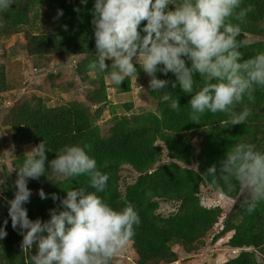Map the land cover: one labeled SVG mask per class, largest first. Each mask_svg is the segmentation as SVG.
Instances as JSON below:
<instances>
[{
    "label": "trees",
    "instance_id": "trees-1",
    "mask_svg": "<svg viewBox=\"0 0 264 264\" xmlns=\"http://www.w3.org/2000/svg\"><path fill=\"white\" fill-rule=\"evenodd\" d=\"M249 5L253 11L241 25L239 39L253 35L256 41L245 40L246 46L240 49L243 59L264 53V43L258 39L264 36V0H244L243 6ZM93 7L94 0H88L86 5L82 0H15L12 8L0 13V23L4 25L0 27V83H3L0 95L11 89L6 73L12 68L11 61L21 52L23 55L18 56L15 63L19 67L24 65L21 81L39 76L37 82H40L48 73L47 82H53L33 99L23 100L15 114L9 117L0 114V188L4 196L14 197L17 168L22 166L26 153L41 141L52 150L47 153L49 161L65 145H87L89 155L109 176L108 187L100 195L118 210L133 205L141 217L134 237L115 255H119L123 264H129L131 254L138 264H171L178 259L176 246L186 251L185 254H197V244L214 231V226L217 230L212 240L224 238L225 246L238 250L235 256L214 264H264V258L258 254L264 252V202L248 213V198L238 186L228 191L219 175L205 174L211 166H218L237 143L254 144L264 151V90H257L254 102L245 99L236 106L237 112L245 107L251 110L244 124L231 125L227 115L210 112L205 113L199 123L191 121L188 103L192 94L183 93L179 87L173 89L171 85L165 91L179 98V111L171 110L169 102L161 100L165 93L149 89L145 99L156 105V112H133V100H125L118 112L107 90L109 73L90 74L89 70L95 60ZM61 9L63 15L58 16ZM21 31L25 32L26 41L19 44L20 51L13 54L6 43ZM56 58L73 73L70 79L59 84L54 81L59 77L54 71L56 68L50 64ZM14 73L16 71L12 75ZM158 76L175 79L171 73L167 76L158 73ZM196 78L197 84L203 86L204 81L198 74ZM149 80L141 70L137 79L133 77L121 85H112L116 90L129 92L134 89L132 83L148 85ZM56 85L65 92V101L58 97L50 105L52 86ZM72 93L80 95L72 98ZM133 94L134 91L130 96ZM107 104L111 107V118L99 124L93 115L94 108L100 110ZM5 129L11 131L10 137ZM48 175L52 181L44 176L29 181L32 196L25 207L33 220L49 218V210L59 203L52 199L53 193L63 198L67 190L87 186L89 180L82 175L72 179L58 177L53 181L55 175L51 172ZM122 179V184H118ZM41 189L48 194L46 199L39 196ZM214 196L232 202V210L225 214L224 207H208L203 203L205 198ZM165 203L171 207L169 211L161 210ZM6 218L8 234L0 240V264H33L31 257L36 254V248L27 255L22 252L23 236L12 228L8 206L0 200V226ZM112 264L120 263L113 258Z\"/></svg>",
    "mask_w": 264,
    "mask_h": 264
},
{
    "label": "clouds",
    "instance_id": "clouds-1",
    "mask_svg": "<svg viewBox=\"0 0 264 264\" xmlns=\"http://www.w3.org/2000/svg\"><path fill=\"white\" fill-rule=\"evenodd\" d=\"M13 4L15 0H0V13ZM243 5L244 0H94L95 60L89 65L90 74L108 72V79L121 85L137 79L142 70L150 77V91L165 93L161 100L173 111H179L181 104L165 91L169 85L192 94L191 121L199 123L210 112L227 115L231 125L244 124L251 110L235 109L245 99L254 102L257 90H264V53L243 59L240 49L247 42L239 39L241 25L253 11L251 5ZM57 15L62 16L63 10ZM158 73H171L175 79H162ZM197 74L203 86L197 84ZM49 151L43 140L26 153L17 168L13 198L0 188L11 226L23 236L22 252L27 255L36 248L33 264H112L141 224L138 210L131 204L115 209L100 195L109 176L89 155V146L65 145L50 161ZM49 172L68 179L87 176L88 184L67 190L63 198L53 193L52 199L59 203L49 210V218L33 220L25 207L32 196L28 184L42 176L49 179ZM205 174L219 175L228 191L238 186L248 198V213L264 202V151L254 144H235ZM39 196L46 199L48 194L41 189ZM7 224L6 218L0 240L8 234Z\"/></svg>",
    "mask_w": 264,
    "mask_h": 264
},
{
    "label": "rangeland",
    "instance_id": "rangeland-1",
    "mask_svg": "<svg viewBox=\"0 0 264 264\" xmlns=\"http://www.w3.org/2000/svg\"><path fill=\"white\" fill-rule=\"evenodd\" d=\"M262 31L264 34V25H263ZM258 39H260L259 41H262L264 43V36L261 38H258ZM245 40H247V42H255L256 37H254L253 35H247L245 37ZM25 41H26L25 32L21 31L19 33V35H15V34L12 35L11 41L6 43V47L10 51H13V54H14L15 53L14 51H20L21 46L19 44H21L22 42H25ZM8 49H6V50H8ZM13 54H11L10 57H12ZM21 55H23L22 52L14 57V59L11 61L12 68L9 72L6 73V76H9L7 85H9L11 87V89H9V91H7L6 93H2L0 95L1 96L0 97V114L3 113L5 117L8 115L10 116V114H15V112H18L19 107H20V103L23 100L33 99L34 96L39 94L38 92H40L41 90L42 91L45 90L47 87H49L53 84L52 81L47 82V80H48L47 74L48 73H45L43 75V77L41 78L42 80H40V82H37V80H39V76H37L36 79L30 77V78H28V80L26 82H24V79H22V81H21L20 80V72H22L24 65H22L20 67L15 65V63L18 62V60H17L18 56H21ZM8 56H9V52H8ZM50 64H52V66L56 68V70L54 69V71H56V74L59 75V77L54 79V81L57 82V84L61 83L65 79L67 80V79H70V77H72L73 73H70L69 69L68 68L66 69V67L63 66V64H60L59 58L52 60L50 62ZM53 67H51L50 70H52ZM17 70H20V71L17 72ZM64 70H65V73L60 75V72H63ZM14 71H16V73H14L12 75V72H14ZM45 72H47V71H45ZM93 75L95 76V74H93ZM24 76H26V73ZM2 84L3 83H0V86ZM106 84L109 85L107 90L109 91V97H110L111 103L116 107L118 112L122 109V103L125 100H133V102H134L133 112L143 113V112L149 111V110H152L155 112L157 111L156 105H153L151 103V101L145 99L148 95L147 93L149 92V84L147 85L146 83L145 84L140 83L141 85L136 86V84L132 83L131 85L134 87V89L129 91V92L122 91L120 89L116 90L113 87L114 84L110 81V79H106ZM52 89H53V91H52L53 94H52V98H50V105H52L53 101L56 100L58 97H60V100L65 101V99H63V97H65V92L63 90H61L58 87V85L52 86ZM79 91L81 92L82 90H79ZM132 91H134V94L130 96V93H132ZM79 95L72 93L71 97L74 98V97H77ZM142 98H144V100H142ZM6 102H10L11 108L5 107ZM85 103H87L86 100H85ZM144 104H146V107H143ZM120 105H121V107H120ZM99 107H101V106H99ZM97 113H100V115H97ZM93 115L97 117V119H96L97 123L103 124L104 122H106L107 120H109L111 118V115H112L111 114V107H109V104H107L105 107H103L100 110H97L96 108H94ZM8 117H7V119H8ZM0 118H2V115L0 116ZM5 132L8 134L7 137L11 136V131L9 129H5ZM58 177L59 176L55 175L53 178V181L57 180ZM123 181H124V179L119 180L118 184L119 183L122 184ZM202 199H204V198L202 197ZM203 203L208 207L209 206H222L226 210L224 212L225 214H228L229 210H232L231 207H233L232 202H230L228 199H226L222 196H220V197L214 196V197H210V198H205L203 200ZM170 208L171 207L165 203V204H162L161 210L169 211ZM216 230H217V228H216V226H214V231L212 233L210 232L209 233L210 235L207 238L202 240L203 243L201 242V243L197 244V247L199 250L197 252V254H191V253L185 254L184 252H186V251H182L179 246H176L175 250L178 253V259L171 264H198V263L199 264H214V263L223 262L227 258L235 256L238 253L237 252L238 250H233L230 247L225 246L226 239L220 238L216 242L212 240V238H213L212 235L216 232ZM258 254L261 255L262 258H264V252H259ZM118 256L114 257V260L120 264H123L124 262L122 260L118 259ZM128 259H129L128 260L129 264H138L136 262L135 257L133 256V254H131V256H128ZM262 261H263V259H262Z\"/></svg>",
    "mask_w": 264,
    "mask_h": 264
}]
</instances>
